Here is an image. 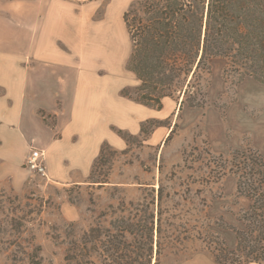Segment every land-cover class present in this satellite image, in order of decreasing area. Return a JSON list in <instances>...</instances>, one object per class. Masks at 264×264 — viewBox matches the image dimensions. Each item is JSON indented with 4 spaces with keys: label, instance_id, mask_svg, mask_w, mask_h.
<instances>
[{
    "label": "rangeland",
    "instance_id": "374dc122",
    "mask_svg": "<svg viewBox=\"0 0 264 264\" xmlns=\"http://www.w3.org/2000/svg\"><path fill=\"white\" fill-rule=\"evenodd\" d=\"M112 1L105 0L106 4ZM121 1H125L124 8ZM139 1L118 0L113 4V13L119 14L121 8L124 13ZM117 43V47L122 46V40ZM131 48L129 38L126 60L120 50L113 59L117 124L110 125L112 139L100 140L99 147L104 142L111 146L106 149L102 164L93 166L98 153L88 161L76 159L74 163L62 158L61 162L70 165L69 170L75 172L79 182L67 183V178H57L55 174L62 166L58 165L55 152L79 147L78 143L70 144L66 135L54 153L32 140L16 143L18 156L27 149L28 155L33 147L44 151L45 164L53 171L47 176L31 171L23 163L15 169L0 166V218L7 229L0 234V264H31L27 256L34 242L41 246L40 264H74L64 260L72 241L79 240L98 221L109 226L112 219L122 215L117 209L121 200L144 203L157 194L159 187L163 217L175 223V227L166 226L168 234L173 237L189 233L191 238L176 248L165 245L159 264H217L212 250L218 239L235 247L234 232L217 223L223 219L239 224L235 215L248 206L249 200L236 194V179L229 173L230 150L251 146L264 151V83L249 76L239 80L233 72L223 73L225 59L216 57L210 60L209 72L202 69L197 75L199 92L193 102L202 106L181 105L182 92L175 90L171 96L159 98L158 109L156 100L147 106L120 94L123 88L133 94L139 84L134 73L126 69ZM46 121L54 124L56 118L47 116ZM34 128L31 124L28 137ZM116 129L123 131L125 139ZM63 130L73 135L74 141L78 139V130L71 125ZM54 133L60 137L62 132L55 129ZM11 173L17 183L15 188ZM89 175L93 180L107 182L99 186L89 181ZM150 207L156 212L157 201ZM12 215L22 217L25 227L21 231L8 225ZM9 241H17L23 247L10 245Z\"/></svg>",
    "mask_w": 264,
    "mask_h": 264
},
{
    "label": "trees",
    "instance_id": "16d2710c",
    "mask_svg": "<svg viewBox=\"0 0 264 264\" xmlns=\"http://www.w3.org/2000/svg\"><path fill=\"white\" fill-rule=\"evenodd\" d=\"M123 20L132 44L126 69L139 80L133 94L125 88L120 91L124 97L147 106L156 100L159 109L161 96L180 90L181 105L202 106L193 102L199 92L197 75L202 69L209 72L210 60L216 57L225 59L223 73L233 72L239 80L249 76L264 83V0H141L123 13ZM37 113L55 130L56 122L46 121L47 116L56 118L55 113L43 109ZM116 132L124 138L121 129ZM108 147L109 143H102L94 167L105 161ZM229 169L236 179V194L249 203L235 215L239 224L223 219L217 223L234 232L236 245L230 248L224 239H218L212 250L214 260L217 264H264V151L251 146L230 150ZM90 179L99 186L107 182ZM2 196L0 193V212ZM161 198L159 187L157 194L144 203L121 200L117 209L122 215L112 219L109 226L99 221L90 226L79 240L71 242L65 262L159 264L165 245L176 248L191 239L189 233L168 234L166 226L175 227V223L163 217ZM155 200L156 212L150 209ZM21 218L9 217L7 223L12 230L25 227ZM4 224L0 218V234L7 230ZM8 243L23 247L17 241ZM39 251L41 246L34 242L27 256L31 264H40Z\"/></svg>",
    "mask_w": 264,
    "mask_h": 264
},
{
    "label": "crops",
    "instance_id": "0c3cea01",
    "mask_svg": "<svg viewBox=\"0 0 264 264\" xmlns=\"http://www.w3.org/2000/svg\"><path fill=\"white\" fill-rule=\"evenodd\" d=\"M116 2L0 0V166H24L28 149L18 156L17 142L32 140L54 153L67 135L79 147L55 152L62 166L55 176L75 183L79 179L62 158L88 161L99 153L102 138L112 139L110 125L117 124L118 108L113 59L120 50L126 60L130 38L125 1L119 14L113 13ZM39 109L56 114L60 137L43 122ZM31 124L35 128L28 137ZM67 124L78 130L76 141L65 134ZM46 167L51 174V166Z\"/></svg>",
    "mask_w": 264,
    "mask_h": 264
},
{
    "label": "built area",
    "instance_id": "2783aa9c",
    "mask_svg": "<svg viewBox=\"0 0 264 264\" xmlns=\"http://www.w3.org/2000/svg\"><path fill=\"white\" fill-rule=\"evenodd\" d=\"M24 166L41 176H47L45 153L40 148H31L29 154L26 157Z\"/></svg>",
    "mask_w": 264,
    "mask_h": 264
}]
</instances>
